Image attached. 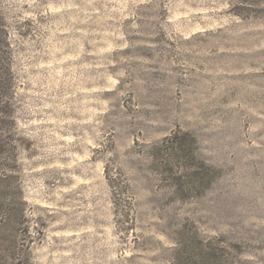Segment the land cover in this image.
Returning a JSON list of instances; mask_svg holds the SVG:
<instances>
[{"label":"rangeland","instance_id":"rangeland-1","mask_svg":"<svg viewBox=\"0 0 264 264\" xmlns=\"http://www.w3.org/2000/svg\"><path fill=\"white\" fill-rule=\"evenodd\" d=\"M0 250L264 264V0H0Z\"/></svg>","mask_w":264,"mask_h":264},{"label":"trees","instance_id":"trees-1","mask_svg":"<svg viewBox=\"0 0 264 264\" xmlns=\"http://www.w3.org/2000/svg\"><path fill=\"white\" fill-rule=\"evenodd\" d=\"M8 260H10V261L8 262ZM13 261H15V262H13ZM0 264H28V263L18 262V260H15L9 254H7V252L5 250H4V252H2L0 250Z\"/></svg>","mask_w":264,"mask_h":264}]
</instances>
